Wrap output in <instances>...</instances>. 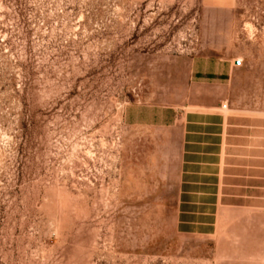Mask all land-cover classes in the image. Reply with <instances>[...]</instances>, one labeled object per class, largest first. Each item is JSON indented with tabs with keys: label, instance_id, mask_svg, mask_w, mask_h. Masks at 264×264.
I'll list each match as a JSON object with an SVG mask.
<instances>
[{
	"label": "rangeland",
	"instance_id": "1",
	"mask_svg": "<svg viewBox=\"0 0 264 264\" xmlns=\"http://www.w3.org/2000/svg\"><path fill=\"white\" fill-rule=\"evenodd\" d=\"M194 112L264 115V0H0V264H264L181 212Z\"/></svg>",
	"mask_w": 264,
	"mask_h": 264
},
{
	"label": "crops",
	"instance_id": "2",
	"mask_svg": "<svg viewBox=\"0 0 264 264\" xmlns=\"http://www.w3.org/2000/svg\"><path fill=\"white\" fill-rule=\"evenodd\" d=\"M185 136L183 214L201 203L190 199L202 196V205L211 206L213 197L218 209L264 210V115L189 113Z\"/></svg>",
	"mask_w": 264,
	"mask_h": 264
}]
</instances>
